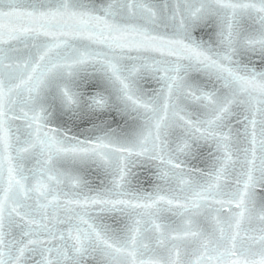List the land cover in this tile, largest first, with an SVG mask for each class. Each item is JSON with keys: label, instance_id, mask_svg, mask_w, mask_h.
I'll list each match as a JSON object with an SVG mask.
<instances>
[{"label": "snow or ice", "instance_id": "6c2138e0", "mask_svg": "<svg viewBox=\"0 0 264 264\" xmlns=\"http://www.w3.org/2000/svg\"><path fill=\"white\" fill-rule=\"evenodd\" d=\"M0 264H264V0H0Z\"/></svg>", "mask_w": 264, "mask_h": 264}, {"label": "water", "instance_id": "95a60500", "mask_svg": "<svg viewBox=\"0 0 264 264\" xmlns=\"http://www.w3.org/2000/svg\"><path fill=\"white\" fill-rule=\"evenodd\" d=\"M118 119H119V118L117 117V120H118ZM196 163H198V165H199L200 167H203V166H204L203 163H200L199 161L196 162ZM88 178L91 179V180L93 181L94 184L98 183V177L96 176L95 173H89V174H88ZM140 178H141L142 180L146 179V178H147V173H143V172H142V173L140 174ZM145 186H147V185H145Z\"/></svg>", "mask_w": 264, "mask_h": 264}]
</instances>
